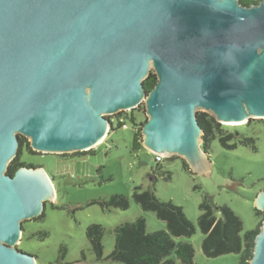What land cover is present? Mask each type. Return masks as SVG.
<instances>
[{
  "label": "water",
  "instance_id": "1",
  "mask_svg": "<svg viewBox=\"0 0 264 264\" xmlns=\"http://www.w3.org/2000/svg\"><path fill=\"white\" fill-rule=\"evenodd\" d=\"M142 103L145 148L209 169L199 111L264 118V0H0V264H37L16 246L22 222L55 199L43 166L7 172L20 135L43 153L88 151ZM250 264H264V220Z\"/></svg>",
  "mask_w": 264,
  "mask_h": 264
},
{
  "label": "rangeland",
  "instance_id": "2",
  "mask_svg": "<svg viewBox=\"0 0 264 264\" xmlns=\"http://www.w3.org/2000/svg\"><path fill=\"white\" fill-rule=\"evenodd\" d=\"M126 124L118 127L115 119L114 129L92 151L58 154L31 148L20 156L26 162L43 166L53 179L55 199L47 202L42 215L22 222V238L16 246L35 255L37 264H123L106 259L115 246L116 226L144 217L147 232L168 231L165 221L154 211L144 210L134 198L136 187L146 189L154 183L156 197L182 207L195 226L192 236L176 238V242L193 245L194 264H240L237 253L205 255L199 206L209 195L217 205H227L241 218L242 237L256 228L261 216L256 214L255 197L264 190V118H252L239 125L224 124L227 132L238 129L246 137H253L256 148L247 141L229 149L215 138L208 153L211 167L205 172L189 168L191 173L183 165L184 158L177 154L165 157L158 170L153 152L144 145L133 149L134 126L130 120ZM77 152L83 154L78 156L81 153ZM116 194L128 198V208L105 207L103 202ZM91 224L104 227L102 259H98L87 237ZM170 257L181 264L175 254Z\"/></svg>",
  "mask_w": 264,
  "mask_h": 264
},
{
  "label": "trees",
  "instance_id": "3",
  "mask_svg": "<svg viewBox=\"0 0 264 264\" xmlns=\"http://www.w3.org/2000/svg\"><path fill=\"white\" fill-rule=\"evenodd\" d=\"M243 5L259 3L261 0H239ZM157 83V75L151 71L149 76L143 81L147 93H149ZM198 121L203 129V142L201 147L206 153H210L211 142L218 138L220 143L229 149L237 147L238 143L251 142V146L256 148L253 137H246L240 130L227 132L224 124L216 120L210 113L199 111ZM111 117V116H110ZM114 118L118 122V127H123L126 120H130L134 126L135 134L133 149L143 147L142 128L148 116L144 103L129 112H119ZM127 125V124H126ZM114 129V128H113ZM20 147L17 156L10 162L8 173L13 175L15 171L23 166H36L34 163L21 159L25 151H32L30 142L22 135L19 137ZM92 151V149H91ZM86 152V151H85ZM82 155V152H77ZM76 157V156H73ZM159 170L160 163L156 161ZM183 165L190 172L185 160ZM38 166V165H37ZM191 173V172H190ZM154 175V174H153ZM155 181L157 180L154 176ZM154 183L151 187L144 189L142 186L136 187L134 198L144 210L154 211L157 216L165 221L168 231H146V221L144 217H138L132 222L122 223L115 228V246L107 260L121 262L123 264H176L170 256L175 254L181 264H194L195 250L190 242H176L178 237H190L195 233L194 224L187 219L182 207L171 202H165L156 197ZM105 207L123 208L129 207V200L123 194L113 195L109 200L104 201ZM201 214L199 216V226L204 234L202 249L208 257H216L229 253L240 254V264H250L254 251L255 237L260 231L264 220V212L256 210V214L261 216L256 228L247 231L245 236H241L243 222L241 218L227 205H217L213 198L205 195L200 203ZM104 227L100 224H91L87 228V237L95 250L98 259L103 256L102 236ZM46 235V234H44ZM24 251L22 248H18ZM35 256V255H34ZM36 257V256H35Z\"/></svg>",
  "mask_w": 264,
  "mask_h": 264
},
{
  "label": "built area",
  "instance_id": "4",
  "mask_svg": "<svg viewBox=\"0 0 264 264\" xmlns=\"http://www.w3.org/2000/svg\"><path fill=\"white\" fill-rule=\"evenodd\" d=\"M114 120H115V119H114ZM114 120H113V121H114ZM124 126H126V124L123 125V127H124ZM153 154L155 155V160L158 161V162H159V161H163L164 158H165V157H164L163 155H161V154H156V153H153Z\"/></svg>",
  "mask_w": 264,
  "mask_h": 264
}]
</instances>
